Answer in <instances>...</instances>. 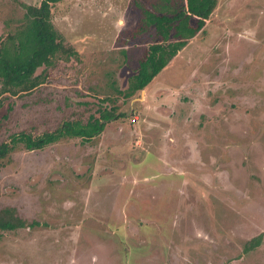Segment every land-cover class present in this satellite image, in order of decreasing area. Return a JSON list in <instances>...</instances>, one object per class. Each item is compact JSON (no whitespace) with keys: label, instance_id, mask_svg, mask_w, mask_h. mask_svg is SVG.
Listing matches in <instances>:
<instances>
[{"label":"rangeland","instance_id":"374dc122","mask_svg":"<svg viewBox=\"0 0 264 264\" xmlns=\"http://www.w3.org/2000/svg\"><path fill=\"white\" fill-rule=\"evenodd\" d=\"M156 0H62L52 22L72 54L0 96V141L86 121L116 106L91 139L21 143L0 165V208L27 221L0 229V264H264V0H217L202 30L142 89H118L159 36ZM0 0V39L23 26ZM104 98V99H103ZM106 98V99H105Z\"/></svg>","mask_w":264,"mask_h":264},{"label":"trees","instance_id":"16d2710c","mask_svg":"<svg viewBox=\"0 0 264 264\" xmlns=\"http://www.w3.org/2000/svg\"><path fill=\"white\" fill-rule=\"evenodd\" d=\"M59 1L62 0L22 3L25 8L23 26L9 38V43L0 39V96L7 92L16 94L21 90H32L43 81V76L35 73L37 67L50 65L58 52L66 55L73 53L70 47L63 44L52 22V5ZM216 1L156 0L151 5L160 13L141 6L145 14L144 24L154 25L160 41L149 44L144 56L138 58V67L129 76L127 86L118 89V93L126 98L144 88L188 39L203 27ZM192 16L196 17L194 25L189 23ZM172 36L174 39H170ZM115 108V105L110 108L102 106L97 109V115L89 114L86 121L65 119L53 130L42 134H32L25 130L12 132L8 140L0 141V165L19 143L23 148L32 150L43 148L65 135L91 139L103 130L108 120L117 118ZM29 223L34 224L35 221L20 217L14 208H0V229H13ZM263 234L260 232L247 239L244 249L249 250L258 245Z\"/></svg>","mask_w":264,"mask_h":264},{"label":"crops","instance_id":"0c3cea01","mask_svg":"<svg viewBox=\"0 0 264 264\" xmlns=\"http://www.w3.org/2000/svg\"><path fill=\"white\" fill-rule=\"evenodd\" d=\"M157 1H158V0H157ZM154 2H155V1H154ZM154 2H153V4H154ZM29 4H30V3H29ZM215 5H216V3H215ZM214 7H215V6H214ZM214 7H213L212 10L210 11L209 15H210L211 12L213 11ZM209 15H208V17H209ZM208 17H207V18H208ZM195 22H196V17L192 16V17L189 18V23H190V24L194 25ZM205 24H206V22H205ZM205 24H204L203 27H202L201 29H199V30H202V29L204 28ZM199 30H198V31H199ZM198 31H196V33H195L192 37H194V36L197 34ZM192 37H190V38L192 39ZM190 38H189L188 40H190ZM170 39H174L173 36H172Z\"/></svg>","mask_w":264,"mask_h":264}]
</instances>
